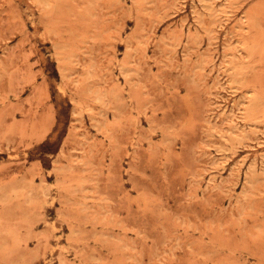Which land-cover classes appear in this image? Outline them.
<instances>
[{
  "label": "rangeland",
  "instance_id": "1",
  "mask_svg": "<svg viewBox=\"0 0 264 264\" xmlns=\"http://www.w3.org/2000/svg\"><path fill=\"white\" fill-rule=\"evenodd\" d=\"M0 264H264V0H0Z\"/></svg>",
  "mask_w": 264,
  "mask_h": 264
}]
</instances>
